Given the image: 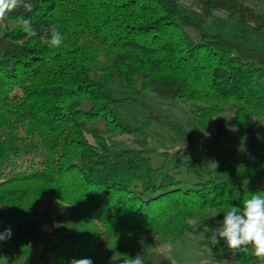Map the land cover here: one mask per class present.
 Listing matches in <instances>:
<instances>
[{
  "label": "trees",
  "instance_id": "obj_1",
  "mask_svg": "<svg viewBox=\"0 0 264 264\" xmlns=\"http://www.w3.org/2000/svg\"><path fill=\"white\" fill-rule=\"evenodd\" d=\"M193 1L198 17L177 0H23L0 18L14 22L0 33V164L20 158V145L31 142L45 153L0 180V229L8 219L17 236L12 264L30 263L36 235L56 221L61 226L51 251L57 264L73 258L121 264L136 255L144 264H175L161 246L201 226L210 239L223 219V213L213 218L216 213L264 194V187L242 186L264 178V50L248 46L241 34L234 40L203 28L222 11L264 39V13L241 0ZM25 20L36 36L23 30ZM51 26L65 37L59 48L44 42ZM183 27L196 29L197 40ZM102 53L109 60H99ZM115 88L124 93L116 96ZM146 90L188 101L203 128L232 103L243 138L232 145L218 121L204 154L214 166L181 163L194 134L143 100ZM131 104L143 120L129 119ZM99 119L101 128H88ZM152 121L166 125L180 144L173 155L161 152L159 167L152 166L145 140L131 147L115 140L145 135ZM179 167L196 181L183 188ZM213 249L231 253L232 264H259L251 246L230 249L221 240Z\"/></svg>",
  "mask_w": 264,
  "mask_h": 264
},
{
  "label": "rangeland",
  "instance_id": "obj_2",
  "mask_svg": "<svg viewBox=\"0 0 264 264\" xmlns=\"http://www.w3.org/2000/svg\"><path fill=\"white\" fill-rule=\"evenodd\" d=\"M245 3L253 6L258 12L264 13V0H241ZM181 9L185 10L187 14L192 17H198L200 11L193 0H177ZM14 26V22L9 21L5 24L0 19V33H3L6 29ZM203 28L207 32L219 33L227 38L239 40V35H243L248 46L264 50V39L258 38L251 34L247 29L230 21L226 14L222 11H215L212 15L208 16L204 22ZM193 40H197L198 31L192 27H183ZM99 60H109V57L102 53ZM94 72V66L91 67V74ZM98 77V74L94 75ZM138 85V82H137ZM115 95L120 96L124 91H120L118 88L114 89ZM141 98L148 102L155 110L167 116L169 119L178 120L188 130H190L195 137V145L189 150L181 151V163L187 160L197 159L198 164L202 169L212 168L214 166L211 159H206L204 156L205 150L211 146L213 136L215 134V125L218 121H223L226 126L227 136L230 137L231 144H236L243 137L240 135L238 128L233 122L234 117V105L228 104L222 113L214 116L207 122L205 128L198 124L196 115L193 113V107L191 104L183 99L164 100L153 95L149 90H146ZM87 105L84 103V106ZM125 112L132 117L129 119L138 118L143 120L141 115L143 112L135 104L126 106ZM145 120V119H144ZM102 122L100 119L94 123H89L88 128L96 126L101 128ZM5 133V132H4ZM86 137L88 141L93 143L94 139L90 133L87 132ZM261 138V137H260ZM115 140L121 142L124 146H139V141L145 140V146L150 150L149 157L153 167H159L163 163V156L161 152H167L169 155H173L176 151H180L179 142L174 140L171 130L164 124L156 122H149L145 129V135L139 133L135 134H123L115 137ZM264 141V138H261ZM22 146V154L20 158L14 162L0 164V180L7 174L14 172L22 167L26 166L31 158L44 156L45 153L37 142H31L27 146ZM179 156V157H180ZM178 157V159H179ZM168 166L166 167V169ZM176 178L183 181L182 187L190 186L196 181L193 175H189L181 167L176 168ZM243 187H264V178L248 180L242 183ZM56 212L54 207H51ZM45 207H42L43 211ZM3 226L0 232L4 229L10 228L12 230V236L4 242H0V250H6L5 256H0V264H12V259L15 255V245L17 242V236L15 233V225L8 219L3 220ZM61 224L56 221L54 224H50L42 229L35 237L31 244L30 263L27 264H57L55 256L51 248L55 242L56 237L53 232L60 227ZM205 226L198 227L192 231H186L178 236L175 240L169 241L159 249L164 255H166L171 262L175 264H200L203 262L215 261L220 264H232L233 255L216 254L213 246L210 244L209 239L204 237L201 233L205 229ZM260 259V256H259Z\"/></svg>",
  "mask_w": 264,
  "mask_h": 264
},
{
  "label": "clouds",
  "instance_id": "obj_3",
  "mask_svg": "<svg viewBox=\"0 0 264 264\" xmlns=\"http://www.w3.org/2000/svg\"><path fill=\"white\" fill-rule=\"evenodd\" d=\"M23 0H0V18L17 6ZM29 7L30 5H26ZM23 30L28 36H36L37 32L31 27L28 20L24 21ZM44 42L52 48H59L65 39L57 27L51 26L43 37ZM223 219L218 221L212 230L209 242L215 246L221 240L225 241L230 249H241L251 246L258 256H264V194L253 193L249 198L243 200L239 206H229L222 210ZM12 230L4 229L0 232V242L10 239ZM119 259V258H117ZM115 260V259H114ZM70 264H93L91 258H73ZM121 264H144L142 256L123 258Z\"/></svg>",
  "mask_w": 264,
  "mask_h": 264
},
{
  "label": "crops",
  "instance_id": "obj_4",
  "mask_svg": "<svg viewBox=\"0 0 264 264\" xmlns=\"http://www.w3.org/2000/svg\"><path fill=\"white\" fill-rule=\"evenodd\" d=\"M259 264H264V256H260Z\"/></svg>",
  "mask_w": 264,
  "mask_h": 264
}]
</instances>
